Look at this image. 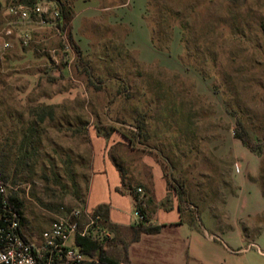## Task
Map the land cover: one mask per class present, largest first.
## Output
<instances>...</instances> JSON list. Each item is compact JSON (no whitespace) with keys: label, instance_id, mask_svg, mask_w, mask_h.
<instances>
[{"label":"rangeland","instance_id":"374dc122","mask_svg":"<svg viewBox=\"0 0 264 264\" xmlns=\"http://www.w3.org/2000/svg\"><path fill=\"white\" fill-rule=\"evenodd\" d=\"M76 1L64 32L51 1L46 21L18 24L27 44L14 39L6 49L0 38V161L8 193L23 203L27 239L40 249L45 230L84 208L93 127L134 136L120 158L156 157L169 187L183 185V208L208 229L217 222L201 214L206 206H217L223 221L264 229V0H99L78 16ZM11 2L0 0V30ZM130 28L157 62L142 64L131 52ZM51 110L53 118L40 119ZM142 113L140 133L134 120ZM238 118L261 155L235 137ZM238 186L225 208L217 190Z\"/></svg>","mask_w":264,"mask_h":264},{"label":"crops","instance_id":"0c3cea01","mask_svg":"<svg viewBox=\"0 0 264 264\" xmlns=\"http://www.w3.org/2000/svg\"><path fill=\"white\" fill-rule=\"evenodd\" d=\"M87 2L97 3L99 0H77V16L87 9ZM143 33L146 42L153 48L149 30ZM136 40L137 36L131 29L126 42L131 52H137V59L146 65L157 62L156 50L148 49V53L142 51ZM89 133L92 160L86 208L94 210L100 204H108L109 220L122 227L117 233L111 232L109 237L101 239L103 244L112 248L114 261L125 264H264L262 227L255 231L245 221H223L218 218L217 206H206L200 208L201 214L204 209L209 210L217 222L215 227L208 229L201 215L193 219L183 208L178 195V191H183V185L172 189L169 187V181L156 157L141 152L139 161L126 162L117 152L121 148H128L130 142L120 132L100 133L97 127H93ZM128 150L130 153L135 152L132 148ZM238 168L237 173H240L242 167L239 164ZM138 188H142L143 193L152 198L144 206L147 225L161 226V229L156 233H142L138 240L131 241V232L127 228L140 222V218L135 215L137 202L131 190ZM261 188L264 194V187ZM217 191L226 195V208L228 200L239 195L240 187L229 188L225 192L224 189ZM199 201L202 202L201 199ZM74 241H70V244ZM125 243L128 244L126 252Z\"/></svg>","mask_w":264,"mask_h":264},{"label":"built area","instance_id":"2783aa9c","mask_svg":"<svg viewBox=\"0 0 264 264\" xmlns=\"http://www.w3.org/2000/svg\"><path fill=\"white\" fill-rule=\"evenodd\" d=\"M52 4L48 0H40L35 4L20 1L9 3L6 13L10 18L7 23L2 24L0 30L3 47L6 49L12 47L14 39L27 44L29 34L25 30L20 31L18 24L36 18L46 21L45 17L48 16ZM52 11L54 22L57 21L60 26L59 9L56 6ZM64 36L66 37V33ZM138 191L143 193L142 188H138ZM0 193L3 196L2 204L5 211L0 219V264H125L103 261L98 256L83 253L75 241L70 244V240H74L78 235L92 236L98 241L111 235L110 230L102 225L101 214L95 210L76 209L70 216L56 220L42 233V247L37 249L23 233L21 215L10 201L7 183L1 170ZM135 215L140 220L144 219L137 210Z\"/></svg>","mask_w":264,"mask_h":264},{"label":"trees","instance_id":"16d2710c","mask_svg":"<svg viewBox=\"0 0 264 264\" xmlns=\"http://www.w3.org/2000/svg\"><path fill=\"white\" fill-rule=\"evenodd\" d=\"M11 1L12 2L20 1V2H25L27 4H35L40 0H11ZM50 1L55 2V4L57 5V8L60 11L59 24H60L62 30H64L66 28V25L74 17L73 6H72L74 3V0H73L72 5H69L68 3H66L63 0H50ZM165 8L170 9L171 7L165 5ZM70 39L72 40V35H70ZM72 47L77 54L78 60L82 61V50L79 48V46H77L74 43H72ZM90 80L92 81L91 76H90ZM53 114H54L53 110L48 111V112H44V113H42L40 119L44 120L45 117H47V116L50 118H53ZM134 125H135V127H137L139 129L140 133H142L146 129V114L142 113V114L138 115L134 120ZM98 131L100 133H102L101 129H98ZM114 131H118V130H114ZM110 132H106V134H109ZM118 132H120L124 137H126L130 143H133L134 136H130L129 134H126V133L121 132V131H118ZM234 135L237 139H239L242 142V144L244 146H246L252 152L257 153L259 155L262 154L263 146L261 144L256 143V141L253 139V137L251 136V134L249 133V131L245 127L242 120L239 118L236 121V128L234 131ZM0 170L2 171V173L4 175L5 182L8 183V181H10V176L7 174L6 167L2 161H0ZM14 176L15 177H14L12 183H16L18 181L17 174H14ZM262 177H263L262 186L264 187V172L262 173ZM89 181H90V179H89ZM88 189H89V185H88ZM131 193L133 194V196L137 202V211L141 215H143V217H144V219L140 220V222H138L137 225L130 226L129 228H127L131 232V236H130L131 241H133V240L135 241L141 237L142 233H156V232H158L161 229V226L147 225L148 218L146 217V212H145L144 206L148 205L152 201V198L150 196H148L147 193L142 194V192H139L138 189L137 190H131ZM178 195H179L181 202H182V199L184 197V192L178 191ZM9 198H10V201H11L13 207L21 215L22 227H23V225H24V216H23L24 213L22 211L23 203H22V201L19 200L17 194L9 195ZM2 201H3V196L0 193V219L3 216V214H5ZM83 204H84V208H86V198H85ZM94 210L96 213L101 214L102 220H103L102 225H103V227L108 228L110 230V232L117 233L118 231H120V229H122V227H120L116 224H113L109 220V217H108L109 205L108 204H106V203L100 204ZM183 210L184 209L182 208V205H181V211H183ZM75 244L78 245L80 250L85 254H89L92 256H98L103 261L116 262V261H114V259L112 257L113 256L112 248L107 247L106 244H103V242L98 241L97 239H94L92 236H79L78 235L75 238ZM127 245H128L127 243L124 244L125 252L127 249Z\"/></svg>","mask_w":264,"mask_h":264}]
</instances>
